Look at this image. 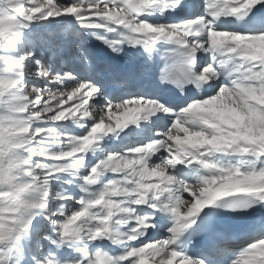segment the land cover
Returning <instances> with one entry per match:
<instances>
[{
    "label": "snow or ice",
    "instance_id": "1",
    "mask_svg": "<svg viewBox=\"0 0 264 264\" xmlns=\"http://www.w3.org/2000/svg\"><path fill=\"white\" fill-rule=\"evenodd\" d=\"M0 264H264V0H0Z\"/></svg>",
    "mask_w": 264,
    "mask_h": 264
}]
</instances>
